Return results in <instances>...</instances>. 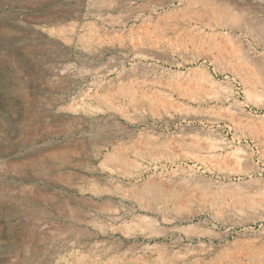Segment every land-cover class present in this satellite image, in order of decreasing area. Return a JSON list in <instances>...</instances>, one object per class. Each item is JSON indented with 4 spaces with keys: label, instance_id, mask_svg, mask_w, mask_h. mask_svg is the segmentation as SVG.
I'll list each match as a JSON object with an SVG mask.
<instances>
[{
    "label": "rangeland",
    "instance_id": "1",
    "mask_svg": "<svg viewBox=\"0 0 264 264\" xmlns=\"http://www.w3.org/2000/svg\"><path fill=\"white\" fill-rule=\"evenodd\" d=\"M236 170L264 178V0H0V264H264Z\"/></svg>",
    "mask_w": 264,
    "mask_h": 264
},
{
    "label": "bare ground",
    "instance_id": "2",
    "mask_svg": "<svg viewBox=\"0 0 264 264\" xmlns=\"http://www.w3.org/2000/svg\"><path fill=\"white\" fill-rule=\"evenodd\" d=\"M149 68L151 69V67H149ZM195 99H197V100H195ZM195 99L193 98V100L196 101L197 103L202 102V101L221 100L219 97H216L213 95H209L203 99H200V98H195ZM154 115H156L157 117L163 119V121L168 122V123L170 121L175 120L176 118H184V119L190 118V114L186 111H179L178 113L171 114V115H164L163 113L161 114L160 112H158V113H154ZM145 116H146L145 114H142L141 119H143ZM183 172H184L183 180L186 183L193 185L195 187V189L199 192V195L201 198H208L210 196L212 197L213 195H215L217 193L216 189L219 188L220 185H222L221 184L222 180L218 178L219 176H222V173L217 169H209V176H207L205 174L198 173L197 171H194L192 169H186V170H183ZM251 173L252 172H250L249 170H236L234 172V175L238 176L239 179H241V181H239V183L246 184L248 188H251V189L260 188V189L264 190V178L256 177V176L252 175ZM214 175L216 177H212ZM131 176H133V175H131ZM259 192H261V191H259ZM166 206H167V204H166ZM157 211H159V210H157ZM160 215H162V214H160ZM166 215H168V214H166ZM176 215H178V216L177 217L162 216V218L165 221H168V223H172V222H175L176 220H180V219L188 220L190 217L196 216L197 214H196V212H194L192 214H191V212H189V213L176 214ZM175 230H176L175 227L169 228V230L163 232V236H167L169 234H172V233H174ZM184 233H185L184 236L187 238L189 243H191L194 240L201 242L200 241L201 236H208L210 238L209 233H205V235H204V234H200V233H190L186 230H184ZM246 233L248 236L259 237L260 234H264V231L261 233L259 231L247 230ZM131 234L134 235L135 233L131 232ZM181 242H182L181 238H175L172 241V243L177 244V245L180 244Z\"/></svg>",
    "mask_w": 264,
    "mask_h": 264
}]
</instances>
